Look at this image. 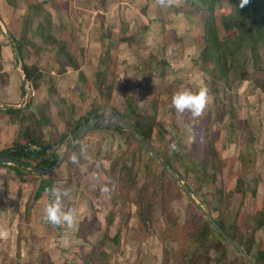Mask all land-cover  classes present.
Wrapping results in <instances>:
<instances>
[{
	"label": "rangeland",
	"instance_id": "374dc122",
	"mask_svg": "<svg viewBox=\"0 0 264 264\" xmlns=\"http://www.w3.org/2000/svg\"><path fill=\"white\" fill-rule=\"evenodd\" d=\"M52 2H57L55 9L61 17H54L51 25L48 23L51 16L45 10H38L34 0H0V15L6 14L7 6L27 10L29 14H23L25 20L33 18L38 27H34L35 30L47 38L42 40L41 51L36 50L40 61H46L41 56L43 53L49 59L55 56L76 60L78 55L83 63L88 46L90 51L91 47L100 46V57L99 54L95 57L108 62L106 68L100 67L103 76L97 87L100 94L121 104H139L134 113L128 115V121L138 129L152 127L149 143L175 172L181 185L168 173H163V169L139 151L134 140L126 135L121 149L110 153L106 146L108 132L119 125L112 116L110 104L103 98L100 109L91 106L81 115L87 122L98 117L92 130L105 138L100 142V150L93 149L87 139L86 152H80L78 163H74V154H69L64 146L74 132L69 125L62 140L65 136L68 138L52 149L64 160L65 170L68 167L72 170V177L67 181L73 185V198L69 202L78 209V226L70 231V244L60 246L67 240L57 236L56 226L44 219L38 226H49L48 239H44L43 231V239L39 241L30 235L32 225L27 222L26 214H21L17 208L11 209L12 214L4 206V211L11 216L2 219L3 210H0V228L8 233L6 238H0V264H247L230 246L233 242H239L242 247L250 244V259L258 249L264 252V221L258 215L261 211L264 216V51L260 49L252 57L247 45L234 50L236 31H224L218 23L224 16L229 17L228 3L218 0L212 11L218 40L232 39L227 45L233 56L223 58L227 69L220 70L214 69L201 54L204 47L202 21L208 18V13L198 0H181L179 6L172 7H162L157 0H88V15L95 18L100 15L95 25L100 39L91 40L78 38L84 22L79 5L78 9L69 10L67 0ZM116 5L121 23L118 16H110ZM92 10L98 12L92 15ZM138 17L143 18L146 26H142V22L136 24ZM90 21L87 19L84 27L90 28ZM126 21H130L129 26ZM7 27L10 28L9 24ZM6 33L0 26V52L8 45ZM131 35L136 38L130 39ZM119 39H128V42L120 46ZM16 40L25 51L29 41L23 37ZM59 46H63L64 52H60ZM71 47L74 53H70ZM96 48L91 53L97 54ZM114 49L117 55L112 60H117L116 72L109 64V52ZM126 49L130 51V58L118 59L122 55L119 52ZM26 65L33 67V61L29 60ZM14 72L19 79L20 72ZM121 74H124L119 85L121 91L117 97H111L109 84L114 87ZM19 84L27 93L21 79ZM202 86L209 88L210 97L201 117L193 118L189 112L175 110L172 105L175 92L182 88L195 91ZM31 89H35L34 86ZM141 90H146L148 96L142 104L138 101ZM1 99L0 92V120L4 116L3 109L21 108L24 102L15 100L9 104ZM25 101L30 102L28 97ZM142 105L149 107L148 110L141 109ZM43 107L30 104V115L24 114L26 120L32 121L30 126L35 123L36 135L42 124L33 116L44 112ZM9 116L8 122L17 129L23 114ZM63 122L61 119L54 124V134L65 127ZM189 123L194 124L193 133L186 130ZM49 135L52 136L51 132ZM172 143L178 144L180 151L171 152ZM20 146L15 142L6 143L0 152ZM205 157L201 171L199 163ZM128 169H133L136 184L133 189L130 181H126ZM105 186L112 191L103 192ZM204 221L209 223L208 232L203 230ZM214 221L226 226L232 242L225 235L218 244L203 238L202 233L215 232ZM255 222L262 226L256 229ZM12 225L17 226L15 231L10 230ZM22 241L27 243L26 249L21 247ZM53 246L57 252L52 254ZM51 255L55 257L53 262L49 261Z\"/></svg>",
	"mask_w": 264,
	"mask_h": 264
},
{
	"label": "crops",
	"instance_id": "0c3cea01",
	"mask_svg": "<svg viewBox=\"0 0 264 264\" xmlns=\"http://www.w3.org/2000/svg\"><path fill=\"white\" fill-rule=\"evenodd\" d=\"M34 1L37 5L38 10H45L51 16V18L48 20V23L50 25L54 17L55 19L61 17L57 14V9H55L57 2L54 3L52 2L53 0ZM86 3L88 4V0H67V6L69 7V10L78 9L79 5V12L81 14L80 16L84 17L83 21L85 22L87 21V19L91 20L90 28H88V26L84 27L83 22L82 31L78 34V38H82V40L100 39L99 29L95 26L97 22L96 18L100 17V15H96V18L93 16H89L88 14L90 12L88 11ZM114 7L115 8H113V10L110 12V16L114 15L116 17L118 16V6L116 5ZM96 12L98 11L92 10L91 14L94 15ZM25 13L29 14L27 10L18 8L12 9L11 7L7 6L6 14L1 13L0 15V26L6 29L7 33L5 34V38L8 42L6 49L4 48V50L2 49V51L0 52V74L2 75V77L0 78V92L2 93L1 100L3 102H9V104L14 103L15 100L24 101L22 104L23 108L21 107L9 109L8 107H6L5 109H3L4 116H2L0 120V149H2L6 143L13 142H15V144L18 146L21 145L26 147L27 149L33 150L46 147L47 149H45L44 151L45 159H47V154H53L56 156V161L50 168L46 170L36 171L35 169L22 167V170L19 169V174H16L13 171V166L15 167L16 164H5L3 166H0V210H3V213H1L2 219L4 217L8 219L11 216L9 213H6L4 211V206H6L9 210L17 208L18 211L21 212V214H26L27 222L32 225L29 226V232L31 233L30 235L38 238V240L40 241L41 239H43L41 238V235L43 236V231L45 233L44 239L47 240L49 234V232H46L47 227L49 226L38 225L39 222H44V210L50 199V189L53 186L63 188L64 185H67V187L70 189L73 187L70 182H67L69 178L72 177V170L69 167L65 170L64 160H61V158L56 155V150H52L56 147L55 145L61 144L65 138H68V136H65V138L62 140L66 127L69 125L70 129L72 128L74 132L72 131V138L68 142H66L64 146L67 149V152L69 151V154H74L78 157V154L81 152V148L86 146L85 143L87 142V139H89V142L93 145V149L96 150H100V142L105 139L100 137V134H98L96 130H92V127L98 117L88 122L83 121L84 118H81V115L84 113V111L90 110L91 106L95 108L99 107L98 109H100V100L104 104L103 98L105 97L100 94V90L97 87L98 82L100 81V76L103 78L100 73V67L104 68L105 64H103L102 60L100 61V59H98L100 57V46H98L97 48L91 47V51L93 52H95V48L97 49V54L91 53V51L89 50L90 46H88V54L86 53V58H84L83 63L78 55L76 60L71 59L70 66L67 65L68 62L66 58L61 59L55 56H53V63V59H49L46 54L43 53L41 54V56L44 58V60L46 59V61H40L36 58V50L41 51L40 45L42 46V40H44V37L42 35L43 33H40L39 30H35V28L38 27L36 23L32 21L33 18L31 19V21L25 20L23 16V14ZM74 17L76 18L77 16ZM138 19H136V24H140L142 22V26H146L142 17H138ZM118 21H120L119 23H121V18H119V16ZM125 23L127 24V26H129L130 21H126ZM8 24L10 27L9 29L7 27ZM118 26L121 27L120 25ZM17 37H23L24 39L29 41V43L26 44L25 51L17 42ZM144 43L147 42L145 41ZM64 44L66 46L68 45L67 42ZM122 44L125 45L124 43H119L120 46H122ZM47 49L50 50V47H47ZM72 51L73 50L71 47L70 53ZM119 53H121L122 55L117 57L118 59L130 58V51L128 49L123 50ZM24 54H27L26 56L29 57L27 59L26 56L22 58V55ZM98 54L99 56L98 58H96L95 56ZM116 55L117 51L115 49L109 52V56L111 57L109 64L110 66L114 67V71V64L115 62H117V60H112V58ZM150 58L152 59V56H150ZM29 60L33 61V67L28 68V70H30L36 76V79L35 81H33V83L27 82L23 72L24 67L27 66L26 64ZM41 62L44 63V65L42 66L43 68L40 65ZM12 68H14V70H12ZM142 70L143 68H141L140 71ZM14 71L20 72L19 79L17 78V76H14L16 75ZM101 72L103 71L101 70ZM123 75H119V78H117L115 83L116 85L114 87L111 85L112 83L109 84V89H112L111 97H117L120 93L121 90L119 85ZM20 79L22 84H25L26 89H28L27 93L24 92V89H21V84H19ZM101 81L103 82V79ZM104 84L105 83H103V85ZM30 85L31 87L34 86L35 89H31ZM27 97L28 102L30 101L28 104L25 101ZM146 97L148 99L146 90H141L138 94L139 103L142 104V102H145ZM105 101L110 104V111L123 116L128 120V115L130 113L133 114L136 107L139 106V104L137 105L136 102L133 104H121L118 103L117 100L113 99L112 101V98H108V100L105 98ZM82 103L85 106H83ZM30 104L32 106H44L43 108H46L44 112L43 110L40 111L41 115H39V112H36V115L33 116L34 119L42 124V129L38 131L37 135L33 130V126L35 125V123L33 126H30L32 121L26 120L24 116V114L30 115ZM142 107L141 109L144 110H148L149 108L146 107V105H142ZM9 110L14 112H9ZM12 113L17 115L21 114V116L23 114V118H20V121H18L17 129L13 124H11V122H8L11 117L9 116V114ZM61 119H64L63 123L65 124V127L62 130H57V132H55L54 134L52 132V129H54L53 126ZM90 122L92 123V125H89L90 127L87 128L86 125H88V123ZM49 132H51L52 136L49 135ZM126 133L128 132L124 131V129L119 126L114 127L113 131L108 132L109 139L108 141H106V146H108L110 153L121 149V145H123L124 143ZM54 135L57 136V138H55ZM98 164L100 165V158ZM61 168H64L65 171L62 172L60 170ZM65 172H67L68 174L67 177H64L63 173ZM72 198L73 196L70 193V196L65 200L66 208L71 207L72 204H70L69 201ZM12 214H14V212ZM76 226H78V220ZM16 227L17 226L12 225L10 227V230L15 231L14 228ZM72 229H68L66 226H56V230L59 231L57 232V236L63 237L65 241L67 240L66 244L60 245L58 243V245L66 247L70 244L69 234H71L70 231H72ZM35 241L36 239L30 242ZM26 245L27 243L25 244L24 241L21 247L23 249H26ZM46 247L47 246H45V250ZM56 247H58L57 244ZM56 247H52V254L57 252L55 251ZM63 247L58 248L62 249ZM59 252L62 256L61 251ZM49 258V261L53 262L52 258L55 257L51 255V257L49 256Z\"/></svg>",
	"mask_w": 264,
	"mask_h": 264
},
{
	"label": "trees",
	"instance_id": "16d2710c",
	"mask_svg": "<svg viewBox=\"0 0 264 264\" xmlns=\"http://www.w3.org/2000/svg\"><path fill=\"white\" fill-rule=\"evenodd\" d=\"M224 1L228 3V6L230 8V15L228 18L224 16V18H222L220 22L218 23L224 31L228 29L236 31L237 34H236V37L234 38L236 39V46L234 47V50H237V47H240V45H247L248 51L251 52L252 57L255 56L256 53L260 49L264 51V0H250V3L242 9L239 8L240 0H224ZM198 2L203 7H205L206 12L208 13V18L202 21L203 22L202 37L204 39V47L201 51V54L206 58L207 62H209V64H211L212 67H214V69L226 70L227 67L224 64L225 62L223 58L225 56L227 58H231L233 56L232 49L227 45V43L230 42L232 39L231 40H228V39L218 40L217 38L216 28L214 27V25L216 24H215V21L212 20V11L214 9V6L218 2V0H198ZM135 38H136L135 36L131 35L130 39L134 40ZM45 39L47 38L44 37V40ZM118 41L122 43H126L128 42V39L126 40L119 39ZM59 50L60 52L62 51L64 52L63 46H59ZM66 59L68 62L67 65L70 66L71 59L69 57H66ZM103 64H105L104 66L106 68V66L108 65L107 60L105 63L103 62ZM263 67H264V63H263ZM23 72H24L27 82L33 83V81H35L36 76L30 70H28L26 66L24 67ZM9 112H11V110H9ZM125 120L130 124L127 118ZM130 125L133 127L132 124ZM133 129L136 132L137 136L140 139L144 140L146 144H148V146H150L151 148L149 141L151 137L152 127L144 128V129H141V128L138 129V128L133 127ZM126 137L130 140L133 139L128 133H126ZM45 149L47 148L43 147L42 149L33 150V149H27L24 146H20V147H16L15 149L1 151L0 154L7 153V152H13V151L17 152L11 159L16 162L15 167L13 166L14 173L19 174V169L22 170L23 169L22 167L29 168V169H35L36 171L46 170L50 168L55 163L56 156L53 154H47L46 158L48 160L45 159V155H44ZM138 149L145 156L147 155L149 159H151L155 163V165L158 164L156 160L152 158V156H150L147 152H145L141 147L138 146ZM152 150L156 153L154 148H152ZM122 154L123 153L121 154L119 153L118 155H122ZM205 159L206 157L199 163L201 167V171L203 170V164H204ZM163 164L167 167L166 163L163 162ZM111 165L109 168H111ZM159 167L162 168L160 165ZM163 170L162 172L167 174V172ZM128 171H129V175L126 181L127 180L130 181V188L133 189L136 186L134 182V174L132 173L133 169H128ZM130 175H131V178H130ZM168 176L170 177V175ZM65 187H67V185L63 186V188ZM184 189L187 190L185 186H184ZM258 215H261V219L263 222L264 216L262 212L258 211ZM214 224L216 225L215 229H218L220 233H218L217 230L215 229H214L215 232H211V234L204 235V233H202L203 238L205 240H208L210 243L218 244L223 239L222 235H225L227 238H230L229 235L227 234L226 226H223V224L220 221L219 222L214 221ZM256 224H257L255 226L256 229L259 226H262V224H259V223H256ZM208 225H209L208 221H204V223L202 224V226H204L203 230H205L206 232H208L207 230ZM213 235H215L216 237H213ZM230 241L232 242L233 240L230 238ZM234 244L249 258L250 244L244 245L243 246L244 248L239 244V242H236ZM251 260L254 262V264H264V252L258 249L256 251L255 257L251 258Z\"/></svg>",
	"mask_w": 264,
	"mask_h": 264
},
{
	"label": "clouds",
	"instance_id": "9594fccd",
	"mask_svg": "<svg viewBox=\"0 0 264 264\" xmlns=\"http://www.w3.org/2000/svg\"><path fill=\"white\" fill-rule=\"evenodd\" d=\"M157 3L162 7L179 6L181 0H157ZM250 3V0H240L239 8H244ZM210 97V90L207 86H202L198 90H192L189 88H182L175 92L172 97V105L179 113L189 112L193 118H199L203 115ZM194 124L189 123L186 125V130L189 133H193ZM195 136L193 134V140ZM171 152L180 151L179 145L172 143L169 145ZM86 148H81V153H85ZM74 163H78L76 155L72 156ZM103 192L108 193L111 190L105 186L102 189ZM70 188H61L53 186L50 189V199L45 207L43 219L45 222L50 223L53 226H66L68 229H72L77 224L78 209L76 207H65V200L70 196ZM8 233L0 229V238H6Z\"/></svg>",
	"mask_w": 264,
	"mask_h": 264
},
{
	"label": "water",
	"instance_id": "95a60500",
	"mask_svg": "<svg viewBox=\"0 0 264 264\" xmlns=\"http://www.w3.org/2000/svg\"><path fill=\"white\" fill-rule=\"evenodd\" d=\"M25 79V78H24ZM113 118L117 121L119 127L123 128L125 131L128 132V134H130L133 138V140L138 144L139 147H141L145 152H147L149 155H151L156 162L178 183L181 185V182L179 180V178L175 175V173L167 168L162 160L160 159V157L150 148V146H148L146 144V142L142 139H140L136 132L134 131L133 127L124 119L122 118L120 115L116 114L113 112ZM92 125V123H88L87 128L90 127ZM15 153H17L16 151L13 152H7V153H3L0 154V165H4V164H12L15 165L16 162L13 161L11 158L15 155ZM189 200L192 201L191 197H188ZM216 228V227H215ZM218 233H220V231L218 229H216ZM222 238H225L222 235ZM230 245L238 252L240 258H242L247 264H254V262L249 259L237 246H235L233 243H230Z\"/></svg>",
	"mask_w": 264,
	"mask_h": 264
},
{
	"label": "bare ground",
	"instance_id": "6f19581e",
	"mask_svg": "<svg viewBox=\"0 0 264 264\" xmlns=\"http://www.w3.org/2000/svg\"><path fill=\"white\" fill-rule=\"evenodd\" d=\"M107 117H108V116H107ZM110 119H111V118H110ZM110 119H109V120H110Z\"/></svg>",
	"mask_w": 264,
	"mask_h": 264
}]
</instances>
